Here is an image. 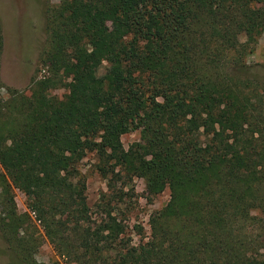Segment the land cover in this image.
I'll use <instances>...</instances> for the list:
<instances>
[{"label": "trees", "instance_id": "1", "mask_svg": "<svg viewBox=\"0 0 264 264\" xmlns=\"http://www.w3.org/2000/svg\"><path fill=\"white\" fill-rule=\"evenodd\" d=\"M45 19L29 91L0 80V236L19 263L40 264L33 218L66 264H264V81L245 60L264 0H57ZM88 152L108 188L169 190L148 235L109 199L91 215Z\"/></svg>", "mask_w": 264, "mask_h": 264}, {"label": "rangeland", "instance_id": "2", "mask_svg": "<svg viewBox=\"0 0 264 264\" xmlns=\"http://www.w3.org/2000/svg\"><path fill=\"white\" fill-rule=\"evenodd\" d=\"M56 1L0 0V23L3 35L0 80L5 86L24 90L26 93L29 91L27 88L30 79L36 72L40 52L46 45L45 5L47 2ZM245 39L244 34L238 36L239 42ZM245 60L251 65L256 76L264 81V31L258 36L253 51L246 56ZM5 92L6 90L1 88V93L5 94ZM66 92L65 88L51 90V94L58 98H62ZM138 138V131H130L123 134L121 140L127 148ZM96 163L94 153L88 152L79 164L80 173L85 179V195L91 215L99 216L102 211L100 205L109 199L113 214L124 217L131 229L134 224L141 225L144 235H148L149 216L154 210L166 204L169 199V190L166 188L156 195H150L141 177H133L127 183L119 179L108 188L107 181L96 169ZM0 172H3L1 167ZM13 191L18 211H27L24 194L17 189ZM103 194H105L104 198ZM32 224L33 227L29 230L33 231L41 242L35 254L36 260L40 264H66L64 258L56 253L45 237L38 221L32 218ZM131 238L132 243H136L139 235L133 232ZM19 262L0 236V264H24Z\"/></svg>", "mask_w": 264, "mask_h": 264}]
</instances>
